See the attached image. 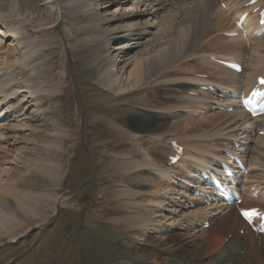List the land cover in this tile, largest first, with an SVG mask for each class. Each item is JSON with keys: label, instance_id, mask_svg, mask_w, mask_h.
<instances>
[{"label": "bare ground", "instance_id": "1", "mask_svg": "<svg viewBox=\"0 0 264 264\" xmlns=\"http://www.w3.org/2000/svg\"><path fill=\"white\" fill-rule=\"evenodd\" d=\"M220 1L229 2L230 5L234 3V0H74L69 1L68 4H64V0H0V55H5L8 59L11 54L18 53L14 58L18 60L10 62V65H7V62L6 66L0 69V111L4 110L3 114L0 115V231H5V229H9L10 225H13L10 219L13 220L12 217L18 212H15V210L23 212L26 216L30 212V214L34 213L33 215H36L35 213L37 212L39 213L37 209V212L35 209L32 211V207H38V205H41V202L38 200L35 201V204L30 205L31 199L28 194L22 193L19 190V187H26L21 181L24 175L29 174L31 168L35 169L34 173L37 175L53 178L54 185L51 184L53 190L50 188V184L45 185L46 190L49 191L48 194L55 192L67 173L62 165L64 171L58 174L62 164L60 161L61 157L67 151V149H64V146L68 141L70 142L72 135V129L69 128L70 125H66L65 123V127L70 130L69 134L63 126L68 117L67 108L66 112L64 111L65 100L67 98L65 94L66 79L69 76L65 69V53H67L70 61H81L83 74L89 81H92L93 84L98 85L101 89L111 93L117 100H120L121 97L123 98V96L134 92L138 88L144 87L145 89V86L150 84V81L163 73H165L164 75L168 77L166 79L169 81V77L174 75L173 63L184 54L192 53L196 42L205 31L209 12L216 8ZM127 4H130L134 8L133 11L121 10V7ZM113 5L117 6V11L110 12L109 8ZM243 5L244 1L242 2V7ZM232 8H237L234 14L236 17H233L230 7V20H233L234 24L242 12L238 6L234 5ZM10 13H15L20 19L9 20V18L4 17L5 14ZM251 23V19L245 21L243 28L246 27V29L244 30H248ZM47 26H51L49 30L53 29L54 26L58 28L59 32H54V38L44 37ZM228 30L229 32H238V36L240 35L235 26ZM258 31L262 33L264 38V28H260L256 24L254 25V30L251 31V36L257 38ZM23 33L29 34V36L23 39ZM10 43H14L16 46L14 44V46H11ZM263 44L264 41L259 40L254 44L252 49L264 48ZM237 46L236 50H239L238 53H240L241 50L238 43ZM91 50H95L96 52L91 53ZM244 50L243 44V53ZM19 53L22 54L20 55ZM260 54L264 56V49L260 50ZM206 57L201 58L199 61L201 63H210L209 58ZM232 57L218 56L217 58L239 63V58L237 60L235 55ZM255 57L257 58V56ZM251 60L253 59H250V64H247L250 69H252ZM256 61L258 64L254 65L255 68H261L256 71V74L260 75L264 72V57L262 59L258 55V60ZM210 64L213 65L212 63ZM216 67L214 68L216 71L219 70V72L215 76L224 77L229 81L228 84L235 85L238 82L236 81L237 78L240 79L241 76L246 75L245 80L248 79V82L246 83V89L242 88L243 91L248 90L254 83V79L252 80L251 77L247 78V74L251 70L246 74H243L244 71L236 74L224 68ZM70 70L73 75L74 69L70 68ZM192 73L202 76L197 71ZM250 80L252 81L250 82ZM171 81L175 82V80ZM196 81L203 82L202 85L204 86L209 85L202 80ZM183 85L178 86V90L184 93L196 92L194 84ZM150 91H153V89L146 92L148 96ZM169 92L175 93L170 90ZM239 92L241 94V91ZM234 94L236 95L237 93L234 92ZM117 100L115 99V102ZM195 101L198 102V99H193L194 104L190 106L191 110L193 109L192 112L195 111L196 107L198 108L201 105V103L196 105ZM29 104L31 105L28 106ZM217 106L221 107L222 105L218 104ZM185 108L188 109L189 107ZM51 110L56 112V116ZM79 111L80 109H77V113ZM79 113L81 114V112ZM79 113L78 115H80ZM240 113L242 114V112ZM243 116L245 117L244 114ZM77 118L78 116H76ZM138 119V123L140 121L143 122L139 126L145 129V132H128L126 127L122 129L127 132H123L122 130H118V126L115 127L113 123L106 124L104 122L97 124L96 128L98 129L96 134L98 139L108 138L107 140L111 142L119 140L120 134H123L124 136H129L131 140V143H127L123 147L114 146L113 148H107L110 151L108 154H111L110 157L112 158L111 168L113 169H110V174L113 177L119 176L107 189V192L113 191L115 193L113 200L116 202V207L114 209L112 206L110 207V212L106 211L104 213L102 212L105 209L100 211L99 209L101 208H99V211L97 210V213L102 217V228L106 227V230L109 229V231L121 234L132 243L131 246H126L127 248L125 249H121L123 246L116 247L115 251H118V256L125 258L127 262L132 264H264V244L263 246L260 244L261 240L264 243V236L251 232L244 221L238 216V213L236 214L237 216L226 213L221 215L217 220L214 218V215L209 221L206 216L211 211L210 207L205 208L209 210L208 213L203 206L198 205L191 214V217L188 216L189 219H184L185 226L187 227L192 223L193 218H197L196 223L202 220L200 225H203L204 222L211 224L208 229H198L199 234L189 243L186 242V238H180L172 234L170 232L171 229L165 231V228H163L162 230L160 222L155 220L160 203L149 200L150 198L152 199L151 195L147 199L146 197L148 196L142 195L141 191H131L134 189L133 182L130 180L122 181V177L133 175L143 168H149L157 175V181L161 184H167V187L170 188L171 184L175 183L173 180L178 172L181 177L185 178V186L194 185L199 188L201 182L200 169L213 166V164L207 165L204 162L201 156L203 153L199 155L200 152H203L202 148L205 147L200 142L210 139L214 135L196 139L201 141H197V145L192 147L193 153H197L199 163L191 156L192 153L190 156L195 161L188 160V167L192 169L190 171L184 165V161L188 155L185 149L180 161L174 166L167 165V161L162 163L163 157L166 159L174 151L170 145L166 149L167 145L163 144L161 135L157 137L155 136L157 133L150 131L161 130L168 123L170 117L163 115L148 118L147 120L156 121V125L150 128L149 131H147L146 126L148 123L146 120L143 118ZM203 119L205 120L204 116L194 121L198 120L197 122H200ZM80 128L82 130V126ZM189 132L195 133L192 130ZM131 135L132 138L130 137ZM64 136L66 137L65 140L63 139ZM135 136L138 138L136 139ZM143 137H147L148 141L152 143L164 145V149L161 151L157 149V146L152 148V154L157 157L154 159L164 166L155 163L151 156L143 155L137 157L136 151L141 149L146 150L142 147L139 149L137 146ZM132 141H134V144ZM151 147L152 144L150 149ZM31 150L35 152L37 150L47 152L49 154L48 159L44 160L40 155L32 158L30 154ZM127 150H130L128 156L126 154ZM164 151L167 152V155L164 154ZM230 151H233L232 144L227 153L233 155L235 152ZM13 156L16 157V160L13 159ZM222 158L224 157L221 156ZM222 162L229 163L228 160ZM242 164L244 165L245 163L242 162ZM114 170L119 174H113ZM192 171L194 173H191ZM237 174H239L238 170L234 171V180H236L235 176ZM263 179L264 177L262 178L261 176L251 185L240 182V189L246 190L247 195H253L254 192L259 190L262 184L258 183L262 182ZM32 183L34 184L35 181H32ZM243 184H245L244 187ZM50 190L52 191L50 192ZM202 190L204 191L205 189ZM262 190H264V186L260 189V191ZM20 193L22 194L20 195ZM152 194L155 195V198H158L156 191L152 192ZM58 197L60 198L54 200L56 203L53 204L55 206L53 214H57L58 206H65L69 200L65 196ZM61 197L62 203H59ZM142 199L146 200L140 202L139 200ZM10 200L16 202L15 209L10 207ZM252 200L254 199H247L245 203ZM99 201L103 200H99L98 197L94 200L95 203L101 205ZM200 201L202 203L203 199L195 198L193 202L199 203ZM46 203L48 204L49 202ZM149 205H158L157 210L153 209L154 213L149 214L140 209L143 206L147 207ZM209 206H212L215 209L214 213H217L216 205L210 204ZM251 206H246L245 204L242 208L249 209ZM200 209H204V219L196 215ZM105 213L107 217H114L108 218L107 222H105V217H103ZM53 214L51 218L56 216H53ZM219 215L217 214L216 216ZM180 225L178 224L177 226ZM44 226L45 224H42L39 227L43 228ZM239 226H241L244 232L243 236L236 232ZM217 227L220 231L227 228L231 232L227 230L230 239H227L225 235L221 241L219 240V235L215 236L214 240L209 238L212 233L217 231ZM144 229L149 233L151 231L159 232L160 230L159 242L153 245L152 239L146 235L143 242L140 243L133 239H141L137 236L138 233H134L136 237L133 238L127 235L128 232ZM11 230L13 229L11 228ZM194 230H196V227ZM139 233L142 234L144 232L141 231ZM14 239L16 240V238ZM218 240L219 244L217 243ZM11 241L0 244V246L12 245L14 241ZM133 242L138 245H135ZM139 245L141 246L140 248L137 247ZM139 251L143 252L137 255Z\"/></svg>", "mask_w": 264, "mask_h": 264}, {"label": "rangeland", "instance_id": "2", "mask_svg": "<svg viewBox=\"0 0 264 264\" xmlns=\"http://www.w3.org/2000/svg\"><path fill=\"white\" fill-rule=\"evenodd\" d=\"M64 1V4H68L69 1L74 0ZM234 4L235 2L231 5H228L227 2L223 5L219 4L216 8L209 12L208 23L205 27L203 35L197 41L198 43L196 42L192 53L190 52L184 54L177 59L175 63H173L174 66L172 67H174V75L169 77V81H167L168 77H166V75H164L165 73H163V76L160 75L150 81V84L146 85L145 89L144 87L138 88L134 92L126 94L123 98L121 97L120 100H117V98L111 95V93L101 89L98 85L93 84L92 81H89L83 74L81 61H70L67 53H65V69L67 70L69 76H67L66 79L67 83L65 94L67 95V98L65 100L66 104L64 111L66 112L67 108L68 117L63 123V126L68 131V134L70 131L69 128L72 129V135L70 137V142L68 141L64 146V149H67V151H65V154L61 157L60 161L62 164L58 174H60L59 172L64 171L62 165L67 173L63 178L61 185L55 190V192H51L53 190L51 184L54 185L53 178L35 174L34 168H31L29 174L23 176L21 182L26 187H19V190L22 193L28 194L31 199L30 205L35 204V201L38 200L41 202V205H38L39 208L37 206L32 207V211L35 209V211L37 212L38 210L39 213L37 212L35 213L36 215H33L34 213L30 214V212V215L27 214L29 217H27L23 212L15 210V212H18L15 213L14 217H12L13 220L10 219L12 221L11 224L13 223L10 227L13 230L9 227V229H5L6 232L4 230V232L2 230L0 231V244H4L12 239V241H14V238H16L15 241L18 242L15 246L3 245L0 247V264H24L28 262H30L28 264H132L127 262L125 258L118 256V251H115L118 246H123L121 249H125L127 248L126 246H131L132 243L123 237V235L114 231H109V229L106 230V227L102 228V217L97 213L99 208H101L99 209L100 211L105 209L102 212L104 213L106 211L110 212V207L113 206L114 209L116 207V202L113 200L115 193H113V191L107 192V189L112 185V182L119 178V176L113 177L110 174V169H113L111 168L112 158L110 157L111 154H108L110 151L107 148H113L114 146L123 147L127 143H131L129 136H124L123 134H120V139L116 141L110 142L107 140L108 138L98 139L96 137L98 131V129H96L98 126L97 124L103 122L106 124L113 123L115 127L118 126V130H122L123 132H127L122 129L123 127H126L128 132H145L146 130L139 126L143 122L140 121L138 123V118L146 120L148 123L146 126L147 131H149L150 128L156 125V121L147 120L148 118L167 115L170 117V120L161 130L155 132L152 130L150 131L157 133L155 135L157 137H160V135L162 136L164 142L163 144L165 146L167 145L166 149L169 144V139H175L179 145H183V148L188 154L186 160L184 161V165L185 167L187 166L190 171L192 169L188 167L187 164L189 161L194 162V158L199 163L197 153H193L192 147L197 145V141H201L196 139L214 135L212 138L202 140L200 142L205 146H210L207 147L208 152L204 153L206 150H204L205 148H202L203 152H200L199 154L201 155L203 153L201 156L207 165L208 163H212L213 157L217 156L219 158L215 159L216 164L225 161L226 159H221L220 156H222V153H224L222 151L227 146L231 148L230 145H227L226 140H232L240 144V148L233 151H235L237 156L242 158V162L245 163L247 167V172L245 174H241V183L251 185L261 176L262 178L264 177V136L258 135V132H260L259 129L264 128V120H260L259 124H261V126L257 127L258 125L256 123L254 125L253 122L248 121L243 116V113L241 114L237 109H234L232 112H226L220 111L217 108L218 103H222L224 106H233V108H235L237 100L236 97H234V92L239 94V90L242 88L246 89V83L248 82V79L245 80L246 75L241 76L240 79L237 78L236 81L238 82H236L235 85L228 84L229 81H227L224 77L215 76V74L219 72V70L216 71V66H213L208 62H203L207 64V66L199 61L201 58L206 56H226L231 58L235 55L237 60L239 58L245 74L249 73L251 70V72L247 74V78L251 77L253 80L256 77L255 75H258L256 74V71L261 68H255L254 65L256 63L258 64L256 61L258 60V55H260L263 59L264 56L260 54V50L264 48H252L259 40L264 41L263 35L260 38L257 37L254 39L253 37L250 38L248 32L244 31L238 37L228 38L224 36V33L229 31L228 29L234 27L232 22L233 20H230V7L232 9L233 17H236L234 14L236 13L237 8H232ZM116 7V5L111 6L109 8L110 12L117 11ZM133 9L134 8L130 4L121 7L122 11L131 12ZM4 17L7 19L9 18V20L20 19L17 15H15V13L5 14ZM50 27L51 26H47L45 28L46 34L44 37L54 38V32L58 33L59 30L56 26L49 30ZM244 29H246V27ZM252 30H254V25L251 23L248 29L250 34ZM28 36L29 34H22L23 39ZM237 43L240 46V53H238L239 50H236V48H238ZM13 44L10 43L11 46L15 45ZM243 44L245 47L244 53ZM95 52V50H91V53ZM17 55L18 53L11 54L8 59L6 58L7 56L0 55V69L4 68L7 62V65H10V62L18 60L17 58L14 59ZM237 55L241 56L238 57ZM250 55L253 58H251ZM255 56H257V58ZM250 59H253L251 60L252 69H250L247 65L250 64ZM70 68L74 69L73 75ZM194 71L201 73L204 78H197L194 75L195 73H192ZM164 76L165 79L167 78L166 80L164 79ZM171 80H175L176 83ZM196 80H202L205 83H208L212 91L200 90V85H202L203 82H197ZM244 80L245 82L241 87V85H239V81L242 83ZM252 80H250V82ZM160 81H163L164 83ZM183 84H194L193 86L196 91L195 94L184 93L178 90V86ZM152 89L153 91H150L148 96L146 92ZM169 90L174 91L175 93L169 92ZM115 99L117 100L116 102ZM193 99H198V102L195 101L196 105L201 103L198 108L196 107L197 109L195 108L194 112H192L193 109L191 110L190 108V106L194 104ZM30 105L31 104L28 106ZM185 107L189 108L187 109ZM23 108L26 109L25 107ZM77 109H80L79 112H81L82 116L79 112L78 113L80 115H78ZM3 112L4 110L2 109L0 111V115H2ZM51 112L56 116V112L54 110H51ZM76 116H78L77 119ZM203 116L205 117V120L203 119L200 120V122H197L200 117ZM188 117H192L193 119ZM196 119L198 120L194 121ZM65 123L71 127L69 126V128H66ZM81 126L82 130H80ZM191 130L195 133H190L189 131ZM216 135L218 136L216 137ZM130 137L132 138V135ZM135 137L136 139L138 138L137 136ZM63 139L65 140L66 137L64 136ZM132 142L134 144V141ZM151 144L152 147L150 149ZM164 145H159L154 142L152 143L148 141L147 137H143L137 146L139 149L142 147L146 150L141 149L136 151L138 154L137 157L143 155L151 156L155 163L160 164L158 160L154 159L157 157L152 154V148L157 146V149L161 151L164 149ZM227 151L225 153H227ZM154 152H156V150H154ZM129 153L130 150H127V156ZM30 154L32 158L40 155V157L44 160H47L49 156L47 152L41 150H37V152L31 150ZM122 154L124 155V153ZM164 154L167 155V152L164 151ZM13 159L16 160V157L13 156ZM166 161L167 159L163 157L162 163H165ZM191 173L194 172L192 171ZM113 174L119 173H116L114 170ZM126 176L122 177V181L130 180L134 185V189L129 190L134 192L141 191L142 195L148 196L146 197L147 199L150 198L149 195H151L152 199L150 198L149 200L160 203L159 207L158 205H149L147 207L143 206L140 209L143 212L151 214L154 213V210L156 211V208L158 207L157 218L155 220L160 222L162 230L163 228H165V231L171 229L170 232L172 234L180 238H186V242L189 243L199 234L198 229H203L200 225L202 220L201 222L196 223L197 218H193V222L187 227L185 226L186 223L184 222V219H187L188 216L191 217V214L197 208V203L193 202L196 197L192 194V191H186V188L189 189L190 185H184V183L186 184V180L184 177H181L178 172L173 180L175 183L171 184L170 188L167 187V184H161L157 181V175L149 168H143L133 175ZM32 181H35V183L33 184ZM48 184H50V188L52 189L50 190V194H48L49 191L45 188V185ZM245 184H243V187ZM154 191H156V196L160 200L155 198V195L152 194ZM22 193H20V195ZM244 194L246 195L247 193L244 192ZM58 196L68 197L69 200L65 206H58L57 214H53V209L55 208L53 204L56 203L54 200L56 198H60ZM97 197L99 200H103L99 201L101 205L94 202ZM247 198L248 197H246V199ZM65 200L66 198L64 199V202ZM143 200L146 199L139 201L142 202ZM46 202L49 203L47 204ZM250 202L252 204V201ZM59 203H62V197ZM9 204L12 209L16 208V202L14 200H10ZM243 204L244 203L240 206ZM247 205H250V203L248 202L246 206ZM201 206H203L204 209L207 207L205 204ZM209 207L211 209L210 213L208 209H205V211L209 213V215L206 216L209 221L214 215L216 220L221 215L226 213L237 216L235 209H230L229 212L216 216L217 213H214L215 209L212 206ZM204 209H200L197 212V217L199 216L204 219ZM52 214L53 216H56L51 218ZM103 217H105L104 221L107 222L106 220L108 218L114 216L107 217L105 213ZM42 224H45V226L43 228L39 227ZM175 224L181 225L177 226ZM195 227L196 230H194ZM227 230V228H224L220 231L218 228L215 233L211 234V237L209 236V238L214 240V237L217 235L220 236V241L224 235L226 238H229L230 235L227 234ZM236 230V232L238 234L240 233L241 236L244 235L241 231V226L237 227ZM141 231L144 233H139ZM141 231L128 232L127 235L133 238L136 237L134 233H138L137 236L141 239H133L139 241L140 243L143 242L146 235L152 239L153 245L154 243L159 242L160 230L159 232L151 231L150 233L147 232L146 229ZM200 240L202 241V239ZM261 241L260 244L263 246L264 243ZM133 243L135 244V242ZM243 245H245V243H243ZM137 247L140 248L141 246L139 245ZM142 252H137V255Z\"/></svg>", "mask_w": 264, "mask_h": 264}, {"label": "snow or ice", "instance_id": "3", "mask_svg": "<svg viewBox=\"0 0 264 264\" xmlns=\"http://www.w3.org/2000/svg\"><path fill=\"white\" fill-rule=\"evenodd\" d=\"M262 83H264V81H261ZM242 215L245 216V218H248L251 214L250 213H247V212H244L242 213Z\"/></svg>", "mask_w": 264, "mask_h": 264}]
</instances>
